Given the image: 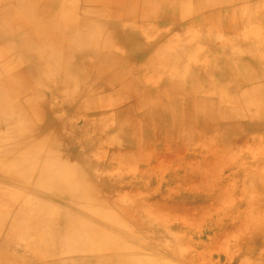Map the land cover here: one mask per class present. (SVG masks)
Returning a JSON list of instances; mask_svg holds the SVG:
<instances>
[{
  "label": "bare ground",
  "instance_id": "1",
  "mask_svg": "<svg viewBox=\"0 0 264 264\" xmlns=\"http://www.w3.org/2000/svg\"><path fill=\"white\" fill-rule=\"evenodd\" d=\"M260 26L264 31V0H0V126L15 118L12 127L0 131V190L4 182L15 189L0 194V233L7 224L4 237H10V232L20 235L27 242V250L34 251L32 256L38 261L51 256L53 264H62L63 258L68 264H75L68 254L59 251L65 242L59 238L72 237L71 240L77 242L70 240L64 245L77 251L84 261L96 263L98 256L104 254L108 258L118 248V251L126 250L119 254L121 263L134 264L136 255L128 249L135 245L129 247V238L122 241L123 245L114 244L111 237L108 240L105 237L103 241L101 231L98 232L97 227L94 231L91 225L92 215L83 220L74 210L76 206H82L95 214L97 207L102 206L100 209L104 212L121 213V221L133 217V222L140 227L133 225L132 229H127L129 235L142 237L148 233L151 242L156 239L174 241L176 246L168 249L167 257H172L176 251L183 255L189 253L186 257L189 264H232L234 256L240 255H246L250 260L256 258L264 247L261 232L253 223L248 225L246 220H241L243 212L237 208L233 209L236 213L233 216L227 214L230 206L227 209L220 206L226 188H217V182L209 185L208 173L194 165L197 159L208 165L213 158L212 153L199 151L203 147L201 134L192 127L203 125L205 129H221L222 136H226L225 141L222 140V150L231 153L237 149L234 154L237 164L219 162L214 156L216 168H235L236 174L245 171L248 165L264 168L255 163L261 156L264 116L241 128L236 120L242 114L229 117L225 113L226 108L238 109L234 93L244 84L257 80L251 78L250 67L261 64L260 60L264 62V55L257 58L255 55L259 50L252 49L254 44L264 45V38L258 32ZM201 45L205 47L203 50ZM248 50L250 54H247ZM20 63L26 65L23 72L17 68ZM217 63H223L224 70L219 71ZM195 79L204 82L197 84ZM30 81L44 88L50 97L49 107L39 92L33 94L34 103L21 100L22 113L30 112L36 121L41 120L39 117L44 115L43 112L51 114L53 106L58 105V102L51 105L52 100L62 98L64 94L60 89H70V83L72 91L76 92L78 85L82 90L87 89L89 100L85 101L92 107L96 103L92 101L91 88L97 85L98 90L104 92L112 89L110 95L102 98L103 108L126 110L128 101L133 98L135 112L146 110L150 117L142 120L149 130L148 138L153 142L149 154L154 162L143 161L140 146L134 141L136 129L131 130L126 137L132 140L124 145L127 148L118 160V168L121 171L122 163L131 160L135 164L133 173L140 179L128 184L119 174L116 180L108 181L112 189L118 191H112L115 198L121 199L130 191L133 209L117 206L114 197L104 198L95 192L90 183V163L86 159L89 155L84 154L83 164H77L57 146L47 148L45 143L33 145L28 140L35 137L27 134L31 118L27 115L18 118L17 112L21 114V111L16 102L19 104L18 97L30 90ZM81 81L91 83L84 85ZM101 81L104 83L99 84ZM65 102L60 100L61 104ZM247 102H244L245 106H249ZM260 102L263 109L264 99ZM41 107H45L43 112ZM34 132L37 135L41 130ZM179 141L188 157L178 155L167 160L166 151ZM132 151L135 152L133 155ZM164 162L171 165L168 179L158 175L164 171ZM140 165L144 167L140 168ZM250 183L254 184L253 181ZM246 184L244 180L241 191ZM178 191L188 194H183V199L176 198ZM25 192L33 194L32 197H25ZM14 209L16 214L11 221L9 217ZM114 217L118 220L116 215ZM106 235L109 236L107 232ZM91 236L99 238L89 244L82 241ZM232 239L236 242L235 253L231 257L225 255L222 260L221 254L228 252L227 245ZM107 246L113 251L108 249L106 253ZM163 250L151 249L158 258L166 255ZM214 253L219 254L216 261H213Z\"/></svg>",
  "mask_w": 264,
  "mask_h": 264
},
{
  "label": "rangeland",
  "instance_id": "2",
  "mask_svg": "<svg viewBox=\"0 0 264 264\" xmlns=\"http://www.w3.org/2000/svg\"><path fill=\"white\" fill-rule=\"evenodd\" d=\"M228 9H231V7H229V5H228ZM39 19H42V18H39ZM110 21L114 22L115 19H110ZM260 27H261V29L258 32H260L261 37L264 38V31H262L263 30L262 26H260ZM204 48H205L204 45H201V49L203 50ZM227 49H229V48H227ZM252 49H258L259 50V53H256V55H255L257 58L259 57L258 55H260V56L264 55V45L262 46V45H260V43L254 44V46H252ZM250 52L251 51L248 50L247 54H250ZM260 62H261V64L257 63V65L255 64L254 66L250 67L251 68L250 69L251 70V78L257 79L256 80L257 82L255 81V82H251V84H246V85L244 84L239 91L234 93V95L236 97V103L239 104V106H237L238 109L226 108V110H225V113H227L229 117L231 115L232 116L233 115L239 116L242 114L241 117L236 120L241 128H244L246 126V124H250V123L254 124V123L258 122V119H262L264 116V107H263V109L261 108V102H260V101H262V99H264V93H263L264 92V62H262L261 60H260ZM258 64H260V65H258ZM25 67H26V65L24 63H20L17 68H18V70L23 72V70H25ZM216 68L219 71L224 70L223 63H217ZM195 80H196L195 83H197V84L202 82V81L204 82L203 79H201V80L195 79ZM30 82L32 83V87L30 88V90L22 96L23 99H21L22 97L21 98L18 97L19 98V104L16 102V104L19 106L20 111H21V106H22V105H20L21 100H24L27 103H29L30 101H33V103H34L35 96L33 94H35L36 92H39V94L45 98L44 101L46 102L47 106L49 107V100H50L49 98L50 97H48V92L44 91L43 90L44 88L38 87L37 83L35 84L32 81H30ZM109 82L110 81L107 80V83H109ZM80 83H84V85H85V83H91V81H87V82L81 81ZM101 83H104V82L101 81L99 84H101ZM78 86L79 87H77V90L78 89L79 90L78 91L76 90V92L71 90V87H72L71 83L68 85V88H70V89H66V87H63L62 89H60L61 93L63 92L64 96L62 98L61 97H59V98L55 97L54 100H52L53 103H51V105H54L55 104L54 102H58V105L55 104L53 106L54 108H53V110H51V114H46L45 112H43V109L45 107L39 108L40 111L43 112V114H44L41 117H39V119H41V120L36 121L37 118L34 115L32 116L30 112L28 114V111L25 112L26 114H23L22 111H21V114L17 112V116H18V118H19V116H25V115L30 116L32 123L30 124V126H28L29 128L27 130V134L28 135L31 134L35 137H31V138L29 137V139L28 138L27 139L30 140V142L33 145H34V143H35V145H37L38 142H40L39 144L45 143L47 148L49 146H51V147L57 146L60 148L59 151L61 150L64 154L69 155L72 158V160L77 164L82 163L81 160H83L85 158V157H83L84 154L89 155L88 158H86V159L88 160L87 162L90 163L88 171L90 169L89 172L91 174V178H90L91 179L90 180L91 186L94 188L95 192L98 193L101 197H104V198L107 197L110 199L111 197H114V193L112 191H115V192H118V191L115 189H112V187L109 185L108 181L116 180L118 178L119 174H121V176H123L124 182L128 183V184L131 183L133 180L140 179L139 176L134 175V173H133V169L135 167V164H133L131 162V160L127 161L126 163H122L123 168L121 169V171L119 169L120 167L118 166V162H119L118 160L120 159L122 153L125 152V151H123V149L127 148V146H124V145L129 144L128 142H130L132 140L131 138L127 139L128 138V137H126L127 132H130L131 130L135 131L134 129H136L137 138L134 141H136V144H139V146H140L139 151H140V153H142L143 161L145 163L154 162V158L151 157L149 154V148H153V145H152L153 142L152 143L150 142V138H148L149 137L148 136L149 130H147V127L145 126L146 124L143 123V120H142V119L147 120L148 117H150V116L146 112V110H144V112L143 111H140V112L134 111L133 105H134L135 100L133 98H131L128 101L130 104H127L126 110H124L122 108H121V110L118 108L113 109L112 107L103 108L102 107V105H103L102 104L103 103L102 98L104 96L110 95L112 93V89L104 92L100 88L98 90L97 87H99V86H97V85H95V87H93L94 89L91 88V90H93V93H92L93 100L92 101H94L96 103V104H92L93 105V107H92L91 104H89V102L85 101V100H89V98H86L87 89L84 88L82 90L81 86L80 85H78ZM60 91H59V93H60ZM190 94H192V93H190ZM60 100H65L66 102L61 104ZM245 101H248L247 102L248 104L250 103L249 106H245V103H244ZM67 106H69V108L66 110ZM52 111L54 112L53 114H52ZM67 113H69L68 116H67ZM244 113L246 114V116L243 117ZM248 113H251L253 115L252 116L248 115ZM35 115H36V113H35ZM53 115L55 116V119L52 118ZM237 116H235V117H237ZM14 119L12 120V122H10L8 124L1 125L0 131H3V130L5 131V130L9 129L10 127H12L14 125V123H13ZM48 120H50V122ZM243 120H245V121H243ZM135 122H137V124ZM46 126H47V128H46ZM37 129L41 130V132L39 134H37L38 136L34 132ZM192 129L197 130V132L199 130V133L201 134L200 136H201V139L203 141L202 144H203V147H205V148L200 147L199 151H201L202 154H205L204 150L206 151V154L212 153L211 158H213V160H215V161H213L212 159H210L209 164L205 165V162H203V161L200 162V159H197V162H196V164L194 163V165L199 170H201L203 173H206V174L208 173L207 174V180L208 181L210 180L209 185L210 184L215 185L217 182L219 184V185H217V188H219V186H223L224 188H226V190H225L226 192L223 194V198H222L223 201L220 202V204H221L220 206L224 205L223 207H226V209L230 206L229 209L227 210V214H233V216L236 215V213L233 209L237 208V210H240V212H243L242 213L243 217L241 218V220H243V221L246 220L247 221L246 224H248V225H251L252 223H253V225H256V227L261 232L262 242L264 245V233H263L264 232V228H263V226H264V196H263L264 195V184H263L264 183V181H263L264 180V168L259 169V167H257L256 165L255 166L254 165H248V166H245V168L247 169V170L245 169L246 172L240 171V172H238V174H236L235 171L237 169H235V168H231V167H227V168H219L218 167V168H216L213 165V163L216 162V159L214 156H216L217 160L219 159L218 160L219 162L224 163V161L225 162L232 161L233 164H234V162H235V164H237L238 161H235V158H234L236 156L234 154L236 153L237 149H234L231 153L230 152L226 153V151L224 149L222 150L221 144L223 143V141H225L226 136H222L221 129H218L217 131H215L213 129L211 130V128L205 129V127H203V125L202 126H200V125L199 126H193ZM51 137H52V139H51ZM39 139H41V141H39ZM49 139H50V141H49ZM84 139H85V141H84ZM122 142H124V143H122ZM191 143H192V141L190 142V144ZM180 144H182V143L179 141V143L177 145H175L173 143V145L170 146L169 150L166 151L167 160L172 159L173 157H176L178 155H179V157H181L185 154V152L181 149ZM190 144L187 143L188 146ZM80 146H84V147H80ZM260 146H261V151H260L261 156L258 159V161L255 163L256 164L260 163L261 166L264 167V140L262 141V143H260ZM109 147H112V148H109ZM213 148H214V150H213ZM75 149H76V151H75ZM213 152L215 155L213 154ZM131 153L133 155L135 152L132 151ZM144 155H146V156H144ZM232 155H233V159H232ZM93 156H94V158H93ZM130 156H131V154H130ZM184 156L188 157L187 155H184ZM208 156L210 157V155H208ZM160 158H163V157H160ZM168 164L170 165V163H168V162L165 163L166 167L164 166L162 168V170H164V171L158 173V175H163L164 179H168V176H170V173H171L170 172L171 165L169 166ZM141 167H144V166L140 165V168ZM232 167H234V166H232ZM160 169H161V167H160ZM216 172H217V174H216ZM102 174H103V176H101ZM257 174L259 175V177ZM84 175H86V174L84 173ZM79 176H80V174H79ZM261 179H263L262 180L263 183L261 182ZM244 180L247 181V184L245 185L244 190L241 191L242 183ZM211 181H212V183H211ZM251 181H253L254 184H251L250 183ZM260 188H261V190H260ZM234 189H236L235 192H234ZM246 189H247V191H245ZM14 190L15 189L11 184L4 182L2 184V189L0 190V194H2L3 192H10V191H14ZM126 190H128V188L123 190V191H125V194L127 193ZM129 193H130V191H128L126 196L125 195L121 196V199L118 197H116V198L114 197L115 202L117 203V206H120L126 210L133 209V208H131V205L133 204L134 201H133L132 197L130 195H128ZM183 194L187 195L188 192L184 191L181 193L180 191H178L176 194V198H180L181 196H184ZM23 195L24 196L26 195L25 197L31 198L33 194L25 192V193H23ZM233 199H234V201H233ZM238 200H240L241 202L238 203ZM100 208H103V207L101 206ZM100 208L97 207L95 214H93L88 209H84V207H82V206H79V207L76 206V208L74 210H76V212L77 211L79 212L78 214L80 215V218L82 217L81 219H83V218L86 219V217H88V216L91 217V215H92V219L94 221H93V224L91 221V225H93L94 231H97L96 229H98V232L101 231L99 234L101 236H104L103 241L106 239L108 240L111 237L110 240H112V242H115L114 244L119 243V244L123 245V244H125L124 242H126V241H124V239L129 238L130 239L129 242L131 244V245H129V247H134V245H135V248H132V249L129 248L128 249V252L131 251L130 253L134 254L133 256L136 255L134 257V260H133L134 264H189L186 261V257H188L189 253L183 255L180 251L179 252L176 251V253H174L175 256L173 255L172 257L171 256L167 257L168 254H170V252H168V249H170L171 246H176V243L174 241H170L168 239H163V240L162 239H160V240L156 239L154 242H151L150 241L151 237H148L150 235H147L148 233H146V232H145L146 235L142 236V237L141 236H138V237L135 236L134 237L132 234L129 235L127 233V229H132L133 225L137 226V228L140 227L133 222L134 221L133 217H132V219H129V221H126V220L121 221L119 219V216H121V213H118L115 210H113V211L105 210V212H104L103 209H100ZM257 212H259L260 214ZM96 213H98L99 215ZM15 214H16V209H14L10 214L9 219L11 221H12L13 217L15 216ZM115 215L118 217V220L114 219V218H116V217H114ZM252 215L254 216V218ZM240 217H241V215H240ZM99 219H100V221H99ZM248 219H249V221H248ZM102 220H104L105 222ZM110 222H112V223H110ZM121 222H122V224H121ZM260 222H261V224H260ZM104 223L108 224V227ZM111 224H113L114 226ZM123 225H125V227ZM102 229H104L105 231ZM7 230H8V225L6 224L3 228L2 234L0 233V254H1L0 255L1 256L0 257V264H14V263L17 264V262H18V264H31V263L32 264H53L52 262L54 261V259L51 256L50 257L46 256L44 258V260H41V261L36 260L32 256L34 251H32L31 249L27 250L28 248L25 247L27 242L25 239H22L20 237V235H17L16 233H14L15 234L14 235L12 232H10V237H4L5 232ZM102 231L104 233H102ZM106 232L109 234V236L106 235ZM105 237H106V239H105ZM242 237L244 238V236H242ZM95 238L98 239L99 237L98 238L94 237V236H91L88 238L86 237L88 242L86 239H82V241H84L86 244H89L90 241H92V242L95 241L96 240ZM31 239L32 238L29 239L28 243H30ZM59 239L61 241L67 242V241H70L72 239V237H61ZM89 239H91V240H89ZM71 241L77 242V240H71ZM122 241H124V242H122ZM11 242H13V243H11ZM65 242H64V244H65ZM145 242H146V244H144ZM235 243L236 242H234L233 239L229 242V245H227V247L229 246L228 252L226 254H221L222 260L224 259L225 255L228 257H231L234 255V253H235L234 252V244ZM64 244L62 245L64 248H62V246L59 247V251H61L63 254H66V255L68 254L67 257H69L70 259H73L72 261H74L75 264H91V263L92 264H97V263L98 264H105L106 261H107L106 264H117V263L120 264L122 262V256L119 255V254H121L120 252H126V250H124V249H122L121 251L120 250L118 251V248L114 249V251H113V249H110L107 246L106 253L109 252V251H107L108 249L110 251H113V253H114V254H111V256L108 255L109 257H112V258H109V257L107 258V255H104V254H101V255L97 254V255H100V257L98 256V258L95 260L96 263H93L91 260L84 261L83 258L80 259V256L78 257L79 254L77 253V251H73L69 247H66V245H64ZM150 246L152 248L157 247L160 250L164 249L163 251L166 252V255L160 256L159 258L155 257L152 254V251H151L152 248ZM137 248H139V249H137ZM69 253H70V255H69ZM140 253H141V255H140ZM149 254H152V255H149ZM142 255H144V256H142ZM23 256H25V257H23ZM218 256H219V254L214 253L213 261H216ZM119 258H121V260ZM149 258H150V260H149ZM165 259H167V260H165ZM7 260L8 261L10 260L11 263L8 262ZM22 260H23V262H22ZM61 260H63L62 264H65L64 261H66V259L63 258ZM151 260H155V262L151 261ZM234 260L236 263L233 261L232 264H246V263L247 264L248 263L249 264H252V263L253 264H264V247H263V250L258 251L256 258H253L252 260H250V258H247L246 255H240L239 257L234 256ZM6 261H7V263H6ZM67 261H66V263L68 264L69 262H67ZM241 261H243V262H241ZM121 264H124V263H121Z\"/></svg>",
  "mask_w": 264,
  "mask_h": 264
}]
</instances>
